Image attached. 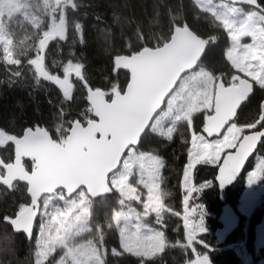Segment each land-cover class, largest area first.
Listing matches in <instances>:
<instances>
[{
  "label": "trees",
  "instance_id": "trees-1",
  "mask_svg": "<svg viewBox=\"0 0 264 264\" xmlns=\"http://www.w3.org/2000/svg\"><path fill=\"white\" fill-rule=\"evenodd\" d=\"M3 1L0 0V31L13 43L8 50L0 42V135L4 138L0 141V159L3 164L13 161V142L25 128L44 127L56 142H60L59 138L66 137L75 121L86 124L88 116L93 118L89 111L87 87L101 89L107 100L114 92H122L129 74L126 70L115 69V59L138 54L145 48L161 47L170 39L174 28L186 26L205 42L204 55L193 69H199V86L203 85V75L215 79L223 76L225 85L234 75H242L230 66L225 57L230 43L227 28L210 11L199 8L194 0H60L56 4L50 0H19L18 7L12 2L2 4ZM258 2L261 7L264 6V0ZM262 12L264 14V10ZM52 26L62 27L63 35L49 37ZM41 54L44 68L61 77L68 61L83 65L82 77H72L70 93H61L53 82L39 74ZM196 90V86H190L189 93H185L188 100L189 96H195ZM204 115L206 112L198 108L189 114L182 111L170 136L148 128L134 147L136 151L158 158L162 164L157 180L163 206L160 222H157L154 213L144 215V219L157 226L162 233L164 243L159 252L150 258H142L126 253L119 246V224L114 221V212L130 205L139 213L145 212L141 195L144 187L134 177L130 186L139 195V200L121 199L118 189L111 185L110 192L101 197L89 196L82 189L85 192L80 195L84 196L87 225L85 229L75 231L66 242L69 245L85 243L87 247L102 250L103 264H186L195 254L201 253H207L211 264H241L230 249L220 248L228 243L236 230L221 242L215 239L214 230L220 225L217 217L206 218L210 230L200 236L205 242L203 246L202 239L191 242V247L185 243L181 216L185 212L186 198L183 176L185 178V170L188 171L187 159L190 163L192 156L191 132L203 133ZM234 115L227 125L233 123L243 132L251 131L248 126L259 125L254 129L262 126L264 89L254 85L253 93ZM263 142L258 151L262 150ZM23 163L27 170L34 167L30 159H24ZM251 164L252 159L239 179L223 190L225 201L234 209L235 197L242 191L241 177ZM216 168L217 165H198L193 170L192 180L197 191L192 196L205 204L207 210L217 214L223 202L213 179ZM4 172L0 165V175ZM80 195L79 192L68 195L59 188L53 194L42 196L36 207L40 216L37 222L40 223L41 216L49 219L50 214L59 213L63 216L64 225V216L77 210L74 200ZM48 196L52 199L40 214L42 202ZM29 202L24 183L14 182L10 188L0 184V264H34L38 223L30 236L15 232L11 225L12 219ZM261 212L253 210L250 216L253 222L248 228L252 236L251 227L260 222ZM64 247L61 245L54 249L46 264L56 260ZM112 249L121 256L110 254ZM263 252L264 247L256 248L252 253L258 257Z\"/></svg>",
  "mask_w": 264,
  "mask_h": 264
},
{
  "label": "water",
  "instance_id": "water-1",
  "mask_svg": "<svg viewBox=\"0 0 264 264\" xmlns=\"http://www.w3.org/2000/svg\"><path fill=\"white\" fill-rule=\"evenodd\" d=\"M223 1L262 11L261 6H254L246 0ZM52 30L53 33L49 37L55 36L53 26ZM203 52L205 42L202 38L186 26L174 28L170 39L161 47L145 48L138 54L119 56L115 59V69L126 70L129 74L128 83L122 92H114L111 99L107 100L101 89L87 87L93 119L86 124L75 121L68 130L63 145L56 142L44 127L25 128L13 142V161L3 164L0 159V165L5 170L4 174L0 175V184L10 188L14 182L24 183L30 197L29 204L11 221L14 231L30 236L39 217L35 211L38 201L42 196L53 194L59 188L68 195L79 189H84L89 196L94 197L108 194L111 189L109 176L119 168L128 149L138 145L136 141L139 143L142 134L164 106L179 78L196 68L204 55ZM39 66L44 68L43 54ZM219 81L220 78H217L213 97L212 108L215 115L211 113L204 118L203 126L209 132H220L219 125H223L225 121L228 124L243 104H224L223 98L232 93V88L222 86ZM57 88L61 93L68 94L58 86ZM158 91L161 94L166 92L167 95L163 96V104L153 111L152 101ZM245 134L246 141L256 144L255 150L230 179L224 181L223 166H217L213 178L223 202L218 220L220 228L217 230L220 240L230 236L240 223L238 213L225 201L223 190L239 179L246 164L258 150L264 140V124ZM24 159L32 160L34 167L27 170ZM254 228L255 245L260 249L264 247V214ZM110 254L121 256L113 249Z\"/></svg>",
  "mask_w": 264,
  "mask_h": 264
},
{
  "label": "rangeland",
  "instance_id": "rangeland-1",
  "mask_svg": "<svg viewBox=\"0 0 264 264\" xmlns=\"http://www.w3.org/2000/svg\"><path fill=\"white\" fill-rule=\"evenodd\" d=\"M50 1L53 4H56L60 0ZM194 1V3H196L199 8L210 11L212 14H214L215 17L223 22L225 27L226 24H230L233 22L237 26H240L242 23L247 22L249 20V17H251L254 24H257L261 28H264V20L259 19V17L264 16V14L257 8L232 4L223 0ZM8 2H12V4L17 7L20 6L19 0H4L2 4ZM229 9H235L236 11L234 12V14H228ZM254 13L258 15H253ZM55 23L57 24V22ZM0 30H2L1 26ZM63 32L64 30L62 27L55 26L56 35L62 36ZM48 33L52 34L53 31L50 30V32ZM228 35L230 43L228 48H226V51L230 50L233 47L232 40L230 39L232 33L228 31ZM0 42H2V45L8 50L9 47L13 45L10 39L7 38L1 31ZM251 42L252 41L250 37L242 38L240 41V46L237 49V54H243L247 50V46H249ZM255 63L259 64L260 61H255ZM198 70L199 69H197L196 71L193 70L194 72L191 71V73L189 72L187 74H184L181 78H179L180 80L178 81L176 87L166 98L164 107L153 117L148 127L150 131H154L164 136H170L173 132L176 121L182 114V111L189 114L190 111L198 108L204 109L206 115L211 114L207 112V108L213 107V97L217 79L212 76L203 75V85L197 87L196 93L194 94L195 96L193 98L189 96L188 100V97H186L185 95V93H189L190 86H193V79L197 76L195 79L197 81L199 80L200 72ZM241 76H243V74ZM165 113H168V115L164 116ZM206 115L204 116L206 117ZM162 117V123H158V121H160ZM243 133L246 132H243L240 127L234 125L233 123H230L225 127L220 136H213L208 139L212 140L213 142H221L223 144V147L226 148L231 146V143L234 142V138H238ZM222 137H225V139L221 140ZM65 139L66 137H60V142L58 143L65 142ZM196 139L197 137L193 135L192 141H195ZM3 140L4 138L0 135V141L2 142ZM262 145V150L255 151V154L252 157L251 167L247 169L243 174V177H241L242 180L240 184L242 186V191L235 197V210L241 218V223L236 229L235 235L228 241V243L224 244L223 247H220L221 249H230L233 254H235V256L240 260L241 264H264V252L258 257H254V254L252 253L256 249V245L254 244V238L250 234L248 228L250 227L251 222H253L251 221L252 218L250 217L253 210H257L259 212L262 211L259 214L260 217L264 211V142ZM195 147L196 145L192 143V150ZM225 151L227 152L228 150ZM147 155L148 154L145 152L141 153L139 151H136L134 147H130L126 154L123 156L119 169H117L113 174L109 176V183L111 186L118 189L120 193L119 195H121V199L125 201L130 199L139 200V195H137L133 187L130 186V181L132 177H134L136 179V182H139L140 184H142V187H144L141 191V195L144 196L145 194L146 196L144 185L147 184L149 185L148 192L154 198L153 202L155 203L156 201H159L160 205H162L159 199L158 192L157 180L159 173L152 174L151 167H141L142 161L147 164V160L144 159L145 157H148ZM216 156L217 159H219V152L216 153ZM190 164H193L194 166V162L192 160H190ZM188 175L189 170H185V180H187ZM193 175L194 172L192 173V179L194 178ZM141 181H143V183ZM191 183L195 187L193 180H191ZM184 188L186 189V187ZM77 192H79L80 195L85 191L79 189ZM192 193V191H189L186 195L184 204L185 212L181 215L183 219V230L186 237L185 243L190 247L193 242L196 243L199 241V239H202L200 238L201 235L209 233V225L207 226L206 222L207 216L217 217L218 221L222 209L221 206L220 211L217 214L207 210L205 204H201L200 202L196 201V196H192ZM83 198L84 196L80 195L77 196L76 200H74V204L76 208H78L77 210L71 212V214H68V216H64V225L63 216H61L59 213H57L56 215H53V213L50 214L51 218L49 219L41 216L40 223L36 222L38 223V225L35 239L36 250L33 254L34 264H46V262L50 261L53 250L58 249V247L61 245L65 246L61 249L62 253L58 256V258H56V260H53L49 264H74V260L75 264H80V258H78L77 253H88L87 256L82 257L85 261V264H88V261H90V264H103L101 258L104 256V252L102 250L100 251L93 247H87L85 243L69 245L66 242V239H68V237H70L75 231L83 230L86 228L87 224L85 221L87 219V210L85 209L86 207L83 203ZM51 199L52 196H48L42 202V208L39 211L40 214H43V207L49 204ZM189 201H191L192 204H189ZM145 203L146 201L143 200V204ZM161 207L163 208V206ZM192 208H197V211L189 216V220L196 221V223L186 230L184 227V216H187L188 212H191ZM35 211L37 210L35 209ZM39 218L40 216L38 217L37 221H39ZM114 221L119 224L118 236L120 247L122 243H127L128 240L133 237L147 238L157 233H161L157 226H153L152 224L150 225L147 220L144 219V212L139 213V211L133 205L115 211ZM258 223L259 221L255 223L253 227H251L253 229V234L255 229L254 227H256ZM219 228L220 225L214 230V234L215 239L221 242L222 240H220L219 236L217 235V230ZM189 235L195 237L191 244H189L188 242ZM60 239H63V243L56 242ZM163 243L164 242L162 238V245L160 246V250L163 246ZM204 243L205 242H203L202 239L201 245L203 246ZM121 249L125 251L124 248L121 247ZM70 250L72 254H70ZM159 251H155L151 255ZM97 257H99V259H97ZM205 257L207 258L206 264H211L207 253H201L198 255L195 254L194 258L186 264H195V261L197 259L203 261Z\"/></svg>",
  "mask_w": 264,
  "mask_h": 264
},
{
  "label": "snow or ice",
  "instance_id": "snow-or-ice-1",
  "mask_svg": "<svg viewBox=\"0 0 264 264\" xmlns=\"http://www.w3.org/2000/svg\"><path fill=\"white\" fill-rule=\"evenodd\" d=\"M246 2L251 3L254 6H260L258 4V0H246ZM262 10H264V6H262ZM235 11V9H229L228 14H234ZM253 15L258 14L254 13ZM259 19L264 20V16H260ZM226 28L232 33L230 39L232 40L233 47L226 51L225 57L229 61L230 66L235 69L237 73H242L243 77L239 74L234 75L231 77L229 84L225 85L223 76H221L219 83L224 87L230 86L232 88V93L226 95L223 98L224 104L227 105L233 102L242 104L246 102L253 93L254 85L258 86L260 89H264V28L254 24L251 17H249L247 22L242 23L240 26H237L233 22L226 24ZM244 37H250L252 42L249 46H247V50L243 54L238 55L237 49L240 46L241 39ZM255 61H260V63L257 64ZM82 70L83 65L81 63L68 61L66 66L63 68V76L61 77L60 75L50 73L48 70L44 69L43 66H38L39 74L44 79L53 82L66 93H70L71 89L73 88L72 77L74 76L77 79L81 78ZM193 86H199L198 81L195 78L193 79ZM164 95H167V93L163 92V94H161L159 91L154 95L152 101L153 111L163 104ZM201 111H204V109H201ZM207 112L215 115V111L212 107H208ZM167 115L168 113L164 114V116ZM162 121L163 117L160 121H158V123H162ZM261 123L264 124V120H262ZM226 125L227 121H225L223 125H219L220 132L225 129ZM258 126L259 125L248 126L247 129L254 130V128ZM190 127L191 129L193 128V123L190 125ZM202 132L206 133V136L199 134L196 131L191 132V134L195 135L197 139L192 141V143L196 145V147L192 150L191 156L194 166L193 164H190L187 159L186 166L189 170V175L186 181L183 176V184L186 187V195L189 191H192L193 193L197 191V188L192 185L191 180L193 170L196 169L198 165H217L219 168L223 166V179L226 181L230 179L234 173L240 170V168L243 166V163L248 159L256 147V144L250 143L244 139V136L246 135L245 133L241 134L238 138H234V142L231 143V146L225 148L221 142H213L212 140L208 139L213 136H220V132H209L204 126ZM223 139H225V137L221 138V140ZM136 142L138 143V141ZM256 143H259V138L256 140ZM225 150L229 151L226 152ZM217 152H219V159H217L216 156ZM222 154L225 155L221 164ZM144 159L147 160V164L142 161V168L151 167L152 174L159 173L162 164L158 158L148 156ZM141 182L143 183V181ZM144 186L146 190V196L145 194L143 196V200L146 201L144 204V215L147 216L154 213L157 217V222H160L159 217L161 215L162 207L159 201H156L155 203L153 202L154 198L148 192L149 185L145 184ZM196 211L197 208H192L191 212H188L187 216H184V227L186 230L196 223V221L189 220V216ZM194 239V236L189 235V244H191ZM56 242L63 243V239H60ZM161 245L162 233H157L147 238L133 237L129 239L127 243H122L121 247L131 255L142 258H150L152 253L160 250ZM70 254H72L71 250ZM87 255L88 253H77L78 258H80V264H85V261L82 257ZM97 259H99V257H97ZM206 260V257L203 261L197 259L195 264H206ZM88 264H90V261H88Z\"/></svg>",
  "mask_w": 264,
  "mask_h": 264
},
{
  "label": "flooded vegetation",
  "instance_id": "flooded-vegetation-1",
  "mask_svg": "<svg viewBox=\"0 0 264 264\" xmlns=\"http://www.w3.org/2000/svg\"><path fill=\"white\" fill-rule=\"evenodd\" d=\"M262 125H263V124H262ZM235 211H236V210H235ZM236 212H237V211H236ZM263 214H264V211H263ZM263 214H261V218H262ZM238 216H239V214H238ZM261 218H260V219H261ZM239 219H241L240 216H239ZM253 238H254V234H253ZM254 244H255V242H254Z\"/></svg>",
  "mask_w": 264,
  "mask_h": 264
},
{
  "label": "built area",
  "instance_id": "built-area-1",
  "mask_svg": "<svg viewBox=\"0 0 264 264\" xmlns=\"http://www.w3.org/2000/svg\"><path fill=\"white\" fill-rule=\"evenodd\" d=\"M88 119H89V118L87 117V118H86V121H88Z\"/></svg>",
  "mask_w": 264,
  "mask_h": 264
}]
</instances>
